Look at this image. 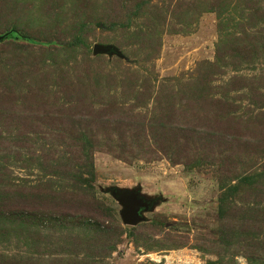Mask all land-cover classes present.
Listing matches in <instances>:
<instances>
[{"label":"rangeland","instance_id":"rangeland-1","mask_svg":"<svg viewBox=\"0 0 264 264\" xmlns=\"http://www.w3.org/2000/svg\"><path fill=\"white\" fill-rule=\"evenodd\" d=\"M15 24L37 43L0 42V263L264 264L244 254L264 246V0H0ZM107 107L99 128L69 110ZM82 136L94 196L71 211L53 167ZM112 187L156 199L145 223Z\"/></svg>","mask_w":264,"mask_h":264},{"label":"trees","instance_id":"trees-1","mask_svg":"<svg viewBox=\"0 0 264 264\" xmlns=\"http://www.w3.org/2000/svg\"><path fill=\"white\" fill-rule=\"evenodd\" d=\"M115 22V21H114ZM100 24H102L100 22ZM116 22L115 24L110 25L111 28H115ZM103 26V25H101ZM20 25L15 24L14 27H11L9 32V35L6 39H9L11 36L14 37V39H20L21 41H24L26 43H37L36 40L32 39V37H30L29 35L23 34L20 31ZM81 30V29H79ZM80 44H85L84 41H81V39H76V41L74 42V45L78 46ZM105 109V108H104ZM101 109L100 111H87V110H81V111H77L76 109H72L69 108L70 112L73 113V115L75 117H79V118H84V117H89L90 118V122L93 121L95 123V125L99 128V127H108L110 126V124H114V122L116 119V115H112V119L109 116V114L111 115L113 113V110L111 107H107L105 110ZM109 116V117H108ZM77 117V118H78ZM125 120V119H124ZM234 124V123H233ZM237 124H234L233 127V131H230V129H228L227 125L222 126V128H220V130H216L212 127H205L203 128V131H200V134L198 135H206V136H210L211 134H219L220 139H223L224 141H229V142H234L236 138H239L237 134H243L241 132H238L237 129ZM198 132V130L193 129V128H182L181 132L184 134H197L195 132ZM82 143L79 145L80 146V150L76 152V154H73L70 158H65L62 161H59L54 167H53V171L55 172L56 176L58 177V179L63 183L61 189L63 191V195L61 197V199L64 200L65 204L69 206L70 210L73 211L76 207H81V208H87L88 204L86 203V200L88 202V199L90 196H94V191H90V188L92 189V185H91V181H89L90 184V188H88V186L86 185V183H88V179L87 177L84 176V173L81 171V169H79L78 167L83 164L82 161H85V164H83V167H87L89 168V173L88 175H91L93 177V170H92V156H91V152H92V148L95 146V144L97 142H99L98 140L95 139H88L85 136H82ZM174 149H177V147H175ZM165 149H160V152L162 154H167L166 151H164ZM154 153V152H153ZM176 162V161H174ZM201 165L200 162L198 161H194L192 166H198ZM78 199L80 200L78 202ZM90 206V205H89ZM91 207V206H90ZM93 208V207H92ZM75 215V213L71 212L68 213V217L69 216H73ZM22 220V216H19ZM28 217H34L31 215H27L25 218ZM60 219L64 218L59 217ZM51 219V218H50ZM24 222V221H22ZM145 223V222H143ZM140 223V224H143ZM139 225V224H138ZM137 226V225H136ZM135 226V227H136ZM135 227H132V229H134ZM244 245L246 246V252L245 257L247 258L248 261L250 262H254L257 260L256 256L257 255H263L264 256V246H260L259 244H254L251 243L249 241H247L246 243H244ZM255 245V246H254ZM252 246H254L255 251L254 253H251L249 251V248H251ZM253 252V251H252ZM256 254V255H255ZM0 264H9L8 262H2ZM213 264V263H212Z\"/></svg>","mask_w":264,"mask_h":264},{"label":"water","instance_id":"water-1","mask_svg":"<svg viewBox=\"0 0 264 264\" xmlns=\"http://www.w3.org/2000/svg\"><path fill=\"white\" fill-rule=\"evenodd\" d=\"M9 33L0 35V42L8 37ZM93 55H111L118 53L113 45H94L92 48ZM111 197L121 206L120 218L125 226L135 227L136 225L146 222L144 216L156 204V199L150 200L141 195L140 190H127L112 187L109 189Z\"/></svg>","mask_w":264,"mask_h":264}]
</instances>
